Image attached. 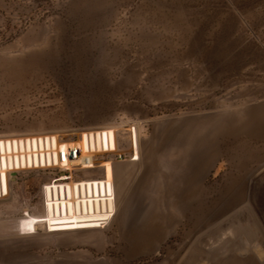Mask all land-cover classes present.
I'll use <instances>...</instances> for the list:
<instances>
[{"label":"rangeland","instance_id":"1","mask_svg":"<svg viewBox=\"0 0 264 264\" xmlns=\"http://www.w3.org/2000/svg\"><path fill=\"white\" fill-rule=\"evenodd\" d=\"M255 104H264V0H0V136L53 133L76 142L82 131L110 127L126 148L124 124L135 121L146 159L138 183L127 163L118 165L123 178L104 235L22 230L20 219L42 214L49 177L16 171L0 199V245L17 247L0 264H177L206 230L247 203L249 181L264 169V145L232 141L219 152L199 145L198 158L209 154L211 167L185 192L190 171L166 131ZM166 151L179 155L174 177L156 168ZM110 171L103 168L100 179L114 182ZM128 218L163 224L150 254L122 256L114 232ZM35 234L33 246L17 239ZM236 241L229 264L235 247L242 252ZM221 250L212 247L207 257L199 249L193 262L223 264Z\"/></svg>","mask_w":264,"mask_h":264},{"label":"bare ground","instance_id":"2","mask_svg":"<svg viewBox=\"0 0 264 264\" xmlns=\"http://www.w3.org/2000/svg\"><path fill=\"white\" fill-rule=\"evenodd\" d=\"M72 146H78L82 152L113 151L115 129L104 127L82 131L76 142H59L53 133L0 136V199L9 194L10 174L24 169L56 166L58 148ZM110 167V163H103V168ZM115 198L110 178L48 182L42 187V214H27L19 220L18 226L28 233H35L42 225L50 233L103 229L115 215Z\"/></svg>","mask_w":264,"mask_h":264},{"label":"crops","instance_id":"3","mask_svg":"<svg viewBox=\"0 0 264 264\" xmlns=\"http://www.w3.org/2000/svg\"><path fill=\"white\" fill-rule=\"evenodd\" d=\"M165 135H169L166 138V140L168 139L167 141L169 144H171L172 140H174L175 146H181L183 150L181 155V166L185 168V170L188 169L190 171V174H188L189 178L185 181V184L189 186V189L185 190V192L193 191L198 185L199 178L203 175L205 176L206 171L211 167V165L209 166L207 163L209 154L205 159L198 158L196 153L199 145L205 143L207 145L217 146V152L221 149H219L220 145H223L224 143H231L232 141H237L238 143L247 142L254 143L256 145H264V104L251 105L243 110L235 109L223 111L222 114L206 116L205 118H191L176 124L174 128H170L166 131ZM168 142L166 144H168ZM209 151H211V148L207 150V152ZM158 156L159 164L156 168L164 170V176L174 177L175 170L178 169L175 163L180 160L177 158L179 155L177 153L173 154L166 151L158 154ZM199 159L203 162L199 163ZM145 160L146 159L144 158L141 148L138 160L133 162H116L113 164L110 172L112 173V178L114 177L113 184L116 200L117 182L123 178V175L119 173L121 167L118 165L120 163H127V168L135 171L133 182L138 183L142 178L139 177L141 172L144 170L143 166H145ZM165 183H167V180H165ZM159 184H161L160 181ZM193 206V203H191L188 209H192ZM131 207V204L128 205L127 210ZM108 225L104 229L67 232L62 235H80L84 233L104 235V230H107ZM123 225L125 227L122 226L121 229H117L116 232H114V237L116 240L121 242V251H123L121 253L122 256L126 258L140 257L150 254L153 246L161 239L160 234L162 232L161 228L163 224L155 219L152 221L151 218H145L143 220H138L137 222V220L134 221L132 218H128L125 219ZM36 235L37 234L31 236L18 235L17 239H28L31 241V246H33V240L31 239L37 237ZM16 244L17 243H15V245ZM15 247L17 246L12 248L0 245V257L5 256L7 251H14V249H16ZM20 249H22L21 244ZM22 251L20 250V252ZM34 254L37 256L36 253ZM93 254L94 250H86V255ZM232 256L233 264H242V252L236 247L233 250ZM86 262L89 263V261Z\"/></svg>","mask_w":264,"mask_h":264},{"label":"water","instance_id":"4","mask_svg":"<svg viewBox=\"0 0 264 264\" xmlns=\"http://www.w3.org/2000/svg\"><path fill=\"white\" fill-rule=\"evenodd\" d=\"M235 240L242 248V264H264V169L249 181L247 203L206 230L177 264H194L197 250L208 257L212 247H221L223 264H229L227 256Z\"/></svg>","mask_w":264,"mask_h":264},{"label":"built area","instance_id":"5","mask_svg":"<svg viewBox=\"0 0 264 264\" xmlns=\"http://www.w3.org/2000/svg\"><path fill=\"white\" fill-rule=\"evenodd\" d=\"M128 137L127 147H123L115 131V150L103 152H82L78 146H72L65 149L58 148L56 166H44L34 168L43 171L49 177V182H67L70 180L80 181L83 177L78 176V172L91 171L96 178L97 170H101L103 176V163L108 162L112 166L116 162H133L138 160L141 149V136L138 122L131 121L124 124V129ZM135 132V136L133 133ZM59 141L61 139L58 137ZM65 165V166H62ZM16 172L8 177V182ZM98 176L97 178H101ZM63 179V180H62Z\"/></svg>","mask_w":264,"mask_h":264},{"label":"flooded vegetation","instance_id":"6","mask_svg":"<svg viewBox=\"0 0 264 264\" xmlns=\"http://www.w3.org/2000/svg\"><path fill=\"white\" fill-rule=\"evenodd\" d=\"M188 240H189V239H188ZM188 240H187V242H188ZM187 242H186V243H187ZM184 245H186V244H184ZM197 258H198V255L196 254V257H195V259H196V260H198Z\"/></svg>","mask_w":264,"mask_h":264}]
</instances>
